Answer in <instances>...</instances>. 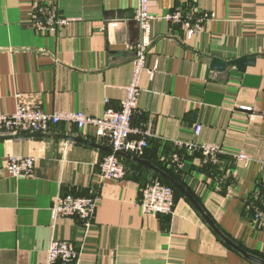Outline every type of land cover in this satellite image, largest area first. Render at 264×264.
Wrapping results in <instances>:
<instances>
[{
	"label": "crops",
	"instance_id": "1",
	"mask_svg": "<svg viewBox=\"0 0 264 264\" xmlns=\"http://www.w3.org/2000/svg\"><path fill=\"white\" fill-rule=\"evenodd\" d=\"M40 3L75 21L57 32L34 30L27 14ZM135 4L0 0V114L14 113L23 100L49 113L101 116L119 109L140 39ZM148 4L157 18L132 124L151 136L139 157L176 175L222 233L264 259V225L245 206L264 164V0ZM174 10L195 20L213 16L187 39L163 18ZM251 53H257L255 64L244 72L210 67L212 56L230 60ZM197 125L201 131L195 135ZM50 133L93 145L0 130V264H62L47 260L52 239L74 245L71 264H258L226 245L181 193L170 215L142 211L141 189L155 177L146 167L121 157L125 179L99 180V163L111 147L94 127L60 124ZM191 142L223 152L205 156L188 150ZM238 152L249 160H239ZM8 156L33 157L32 176L13 177L4 167ZM58 194L99 199L88 229L76 218L52 220Z\"/></svg>",
	"mask_w": 264,
	"mask_h": 264
},
{
	"label": "built area",
	"instance_id": "2",
	"mask_svg": "<svg viewBox=\"0 0 264 264\" xmlns=\"http://www.w3.org/2000/svg\"><path fill=\"white\" fill-rule=\"evenodd\" d=\"M135 1L134 19L140 29V39L135 45L131 77L125 87V95L119 109H107L101 116H91L83 111L49 113L40 106L23 100L18 103L14 113L0 114L1 133H48L60 124L73 125L79 130L94 127L96 134L107 140L114 151L105 155L99 163V180H124L127 168L119 156L115 154V151L140 156L148 146V139L151 136L148 129L134 127L132 121L138 110L141 92L140 79L145 70V55L151 41V23L157 17L149 11V0ZM211 16L213 14L195 20L189 13L174 10L163 18L170 24L183 29L187 39H191L200 28V24ZM74 21V18L60 15L45 3L33 5L27 14V23L39 32H57ZM200 131L199 125L194 127L195 135H198ZM186 147L190 151L201 152L203 155L212 158L223 152L220 147L214 144L191 142ZM237 158L249 160L248 156L242 152L237 153ZM34 163L33 157L8 156L4 167L13 177L27 178L32 176ZM262 166L259 180L254 190L247 196L245 204L252 214V219L264 225V164ZM140 195L142 211L157 215L173 213L175 207L174 190L158 178L149 179L142 187ZM98 202L97 197L58 194L54 197L50 208L51 218L52 220L59 217L76 218L85 229H88L91 226ZM46 255L49 263L60 261L62 264H71L77 257V251L69 241L52 239L47 247Z\"/></svg>",
	"mask_w": 264,
	"mask_h": 264
},
{
	"label": "water",
	"instance_id": "3",
	"mask_svg": "<svg viewBox=\"0 0 264 264\" xmlns=\"http://www.w3.org/2000/svg\"><path fill=\"white\" fill-rule=\"evenodd\" d=\"M257 57V53H251V54H245L230 60H224L220 59L218 57L212 56L210 67L214 70L224 72L227 70L228 67H233L237 71L244 72L247 67L253 66L255 64V59ZM15 136H40L45 137L47 139H62L64 141H77L81 143H86L89 145H93V143L89 141H85L84 139H81L79 137H74L71 135H65V134H55V133H25V134H17ZM3 136H0L2 138ZM110 153L114 152L112 148H107ZM115 154L124 157L126 159H129L141 166L146 167L147 169L153 171L157 175H159L164 180L168 181L171 185H173L177 190H179L193 205V207L198 211V213L204 218L206 223L209 225V227L222 239V241L227 244L230 248L234 249L238 253H240L243 257L246 259L253 261L258 264H264V259L258 257L257 255H254L252 253L247 252L240 246H238L235 242H233L229 237H227L222 231L214 224V222L210 219V217L204 212L201 205L195 199V197L187 191L185 187H183L177 180L172 178L167 172L160 169L156 165L152 164L150 161L143 159L141 157H137L135 155L121 152V151H115Z\"/></svg>",
	"mask_w": 264,
	"mask_h": 264
},
{
	"label": "trees",
	"instance_id": "4",
	"mask_svg": "<svg viewBox=\"0 0 264 264\" xmlns=\"http://www.w3.org/2000/svg\"><path fill=\"white\" fill-rule=\"evenodd\" d=\"M141 156V155H140ZM137 157H139V156H137ZM120 159H121V157H119ZM122 160V159H121ZM160 169H162V170H164L165 172H167L172 178H174L175 180H177L178 182H180L178 179H177V177H176V175H174V174H172L169 170H167V169H163V168H161L160 167ZM153 178H158L159 180H161L163 183H165V184H168V185H170L172 188H173V190H174V194H175V196L177 195V193H181L179 190H177L173 185H171L168 181H166V180H164L163 178H161L159 175H157L156 173H155V177H153ZM181 183V182H180ZM182 194V193H181ZM183 195V194H182ZM246 206V205H245ZM246 211H248L249 213H250V210H248V208L246 207ZM227 245V244H226Z\"/></svg>",
	"mask_w": 264,
	"mask_h": 264
}]
</instances>
